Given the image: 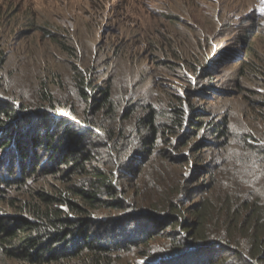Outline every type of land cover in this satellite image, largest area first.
<instances>
[{
	"label": "trees",
	"instance_id": "obj_1",
	"mask_svg": "<svg viewBox=\"0 0 264 264\" xmlns=\"http://www.w3.org/2000/svg\"><path fill=\"white\" fill-rule=\"evenodd\" d=\"M258 16L253 10L250 18ZM246 20L241 41L253 25ZM45 36L56 41L53 31ZM252 54L244 49L238 68H246ZM186 60L171 68L188 88L163 104L116 95L110 82L92 87L83 71L72 85L76 103L54 98L45 81L28 110L18 91L10 98L0 94V254L17 264H134L125 255L149 245L154 229L165 224L174 228L169 245L144 252L142 264H264V188H255L253 198L248 187L264 175V142L246 127L237 135L207 121L212 112L195 108L189 94L201 88L192 81L199 71L216 69ZM224 60L220 55L212 62ZM59 107L76 120L63 116L45 124ZM205 123L210 137H235L237 145L229 161L218 160L215 174L206 160L199 163ZM165 134H173L168 149L161 148ZM185 137L195 138L183 144L194 159L192 173L174 168L173 151ZM43 151L50 153L47 165L39 156L30 166L31 156ZM32 178L37 185H29Z\"/></svg>",
	"mask_w": 264,
	"mask_h": 264
},
{
	"label": "rangeland",
	"instance_id": "obj_2",
	"mask_svg": "<svg viewBox=\"0 0 264 264\" xmlns=\"http://www.w3.org/2000/svg\"><path fill=\"white\" fill-rule=\"evenodd\" d=\"M254 3L256 0H0V56L3 55L0 60L3 92L0 89V94L10 98L11 92L18 91L28 110L37 101L36 87L45 81L54 98L69 96L71 102L76 103L72 85L83 71L92 87L110 82L116 95L132 100L145 97L163 104L174 97L176 91L188 88L179 72L171 68L186 58L196 66L210 64L216 69L215 73L200 69L197 77L192 78L201 88L189 94L191 103L195 108L203 107L201 109L212 112L208 120L204 119L237 135L246 127L263 143L264 17L250 18ZM248 17L253 25L247 38L241 41L239 35L244 33L241 26L248 24ZM48 31L56 34V41L45 36ZM197 36L201 37L200 45ZM246 48L252 49V57L246 68H238ZM72 49L76 56L70 54ZM220 55H224L225 60L215 65L212 61ZM243 60L249 58L244 56ZM250 63L254 64L253 70ZM187 75L191 76L190 71ZM209 83L212 86L206 87ZM56 113V117L48 113V118H43L45 124L54 126L53 119L63 116L76 120L66 109L61 108ZM75 115L82 117L79 112ZM208 129L205 123L199 130V138L205 141L204 148L199 150L202 155L199 163L206 160L215 174L218 160L223 157L229 161L230 155L238 153L237 145L235 137L229 141H225V136L213 139ZM176 134L177 137L182 135L179 129ZM164 137L161 148H167L165 142L173 134ZM187 139L179 141V147L173 151L177 163L174 168L192 173L188 164H194V159L189 160L191 150L185 148L188 144H183L195 138ZM48 154L43 151L32 155L29 165L39 156L44 161L42 166L47 165ZM0 171L5 169L0 168ZM248 173L250 171L246 175ZM38 175L36 173L35 177ZM262 177L264 175L248 186L253 198L257 196L255 188H264ZM249 178L253 176H248L247 180ZM191 181L195 183L194 178ZM36 183L33 178L29 180V185ZM192 197L196 199L198 195ZM3 207L2 212H8L9 209ZM154 230L158 234L149 245L125 255L129 263L142 264L146 258L144 252L169 245L174 228L163 224ZM0 264L17 262L0 254Z\"/></svg>",
	"mask_w": 264,
	"mask_h": 264
},
{
	"label": "clouds",
	"instance_id": "obj_3",
	"mask_svg": "<svg viewBox=\"0 0 264 264\" xmlns=\"http://www.w3.org/2000/svg\"><path fill=\"white\" fill-rule=\"evenodd\" d=\"M258 1L256 0V4L254 3V10L256 11V14L260 15L261 17H264V13L261 14V12L258 11L259 5Z\"/></svg>",
	"mask_w": 264,
	"mask_h": 264
}]
</instances>
